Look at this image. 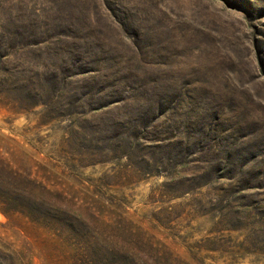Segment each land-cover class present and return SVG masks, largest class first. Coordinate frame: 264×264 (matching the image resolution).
I'll use <instances>...</instances> for the list:
<instances>
[{"label":"rangeland","instance_id":"obj_1","mask_svg":"<svg viewBox=\"0 0 264 264\" xmlns=\"http://www.w3.org/2000/svg\"><path fill=\"white\" fill-rule=\"evenodd\" d=\"M55 1L0 0V264H264V190L221 177L263 169L264 0H106L110 51L138 46L187 89L155 122L147 95L70 116L77 78L59 102L5 106L6 76L37 80L20 45L53 30ZM87 83L97 105L112 92Z\"/></svg>","mask_w":264,"mask_h":264},{"label":"trees","instance_id":"obj_2","mask_svg":"<svg viewBox=\"0 0 264 264\" xmlns=\"http://www.w3.org/2000/svg\"><path fill=\"white\" fill-rule=\"evenodd\" d=\"M103 4L106 5V0L55 1L58 12L53 30L42 37L25 39L20 45L35 60L37 80L32 85L28 79L23 81L6 76L5 106L26 110L59 102L64 96L62 91H66L72 80L77 78L82 81L79 85L82 95L78 98L75 95L74 100L67 103L66 109H61L70 116H87L91 111L106 110L110 105L116 107L126 103L131 97L138 100V95L150 96V100L144 104L148 106L152 122L159 118H174L181 113L187 89L182 85L179 87L178 82V85L172 84L165 77L153 73L150 66H160L162 63L150 62L146 58L136 59L135 55H139L142 50L138 46L128 47L131 52L128 58L110 51L106 42L108 37L100 26L103 21L110 25L113 23L105 18ZM8 56L6 53L5 58ZM90 80L100 88L107 86L112 89V92H103L105 96H98V105L84 99L91 92L87 83ZM124 92L126 95H123ZM7 94L17 99L12 100ZM262 139L264 136L259 132L252 142L255 149L260 146L256 158L263 166L261 172L245 170L242 164L236 167V171L230 169L235 172L232 177L230 173H223L221 177L239 185L242 190H264V142L255 144ZM139 156L143 158V155Z\"/></svg>","mask_w":264,"mask_h":264}]
</instances>
